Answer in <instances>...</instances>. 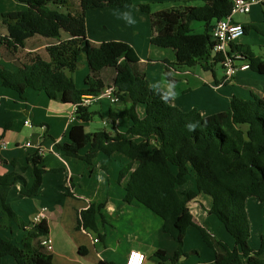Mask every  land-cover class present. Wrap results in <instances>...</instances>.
Segmentation results:
<instances>
[{"label":"trees","instance_id":"trees-1","mask_svg":"<svg viewBox=\"0 0 264 264\" xmlns=\"http://www.w3.org/2000/svg\"><path fill=\"white\" fill-rule=\"evenodd\" d=\"M26 10L3 12L0 15V45L16 58V69L0 63V84L25 97L29 89L43 91L50 99L78 104L85 95L100 94L106 84L105 69L115 71L113 84L117 95L129 98L132 104L119 111H110L113 124L118 119L133 121L127 131L86 132L83 123L92 121L98 111L79 106L77 118L82 124L70 133L71 141L59 144L69 156L87 164L100 153H121L129 161L118 175L121 183L127 176L125 201L138 202L162 218V228L177 243L172 257L158 250L160 260L176 262L184 251L188 229L196 226L205 243L215 252L211 264H264V235L260 247L250 245L251 222L247 200L257 198L264 203V96L253 94L245 99L234 96L227 110L204 115L198 108L182 109L171 95L153 86L145 75L134 69L140 58L134 47L124 41L110 40L93 44L87 37L88 9L105 6L129 7L134 0H20ZM232 0H205L202 5L173 6L150 14L151 42L159 47L178 45L177 62L181 66L200 65L215 73L222 56L215 53L216 42L211 33L213 23L231 13ZM194 21L204 22L206 30L197 33ZM247 28V27H246ZM247 30V29H246ZM247 32V31H246ZM36 36L52 42L43 51L24 52L28 40ZM243 45L234 49L247 55L250 68L264 75V58L256 56ZM85 54L90 68L85 85L79 87L74 73ZM146 105L139 116L137 107ZM89 146L82 156L81 150ZM42 154L28 158L34 183H24L21 193L35 196L40 192L43 174ZM0 161L6 162L0 153ZM10 163L24 173L29 168L17 159ZM20 172L0 176V227L11 228L16 222L25 234L19 241L0 236V264L12 256L17 264H56L52 253L33 241L48 235L44 221L25 223L8 201L13 185L24 180ZM199 194L212 198L209 214L216 215L235 240L231 248L222 239H215L199 225L189 202ZM90 205L79 215V228L96 232L99 208ZM84 253V249H80Z\"/></svg>","mask_w":264,"mask_h":264},{"label":"crops","instance_id":"crops-1","mask_svg":"<svg viewBox=\"0 0 264 264\" xmlns=\"http://www.w3.org/2000/svg\"><path fill=\"white\" fill-rule=\"evenodd\" d=\"M204 2L205 0H134L129 7L91 8L86 14L87 37L97 45L110 40L131 44L140 58L139 62L134 64V69L145 75L153 86L168 92L173 103L182 109L198 108L202 114L210 115L227 110L234 96L245 99L252 97L253 94L264 96V75L252 69L238 72L233 79L223 84L224 74L219 77L216 71L213 73L204 70L200 65H179L178 45L164 48L151 42L152 12L173 6L202 5ZM27 7L28 5L20 0H0V15L3 12L26 10ZM237 14L233 16L234 21L242 23L247 29L238 45H243L249 52L264 58V3L254 4L247 14H239V16ZM196 25L192 23L195 32L203 33L206 30V25L199 23V28L202 29L196 31ZM253 32L257 36H255L256 40L251 41L250 36ZM27 42L24 51L26 53L44 52L45 47L52 41L49 38L36 36ZM253 42L259 45V51L254 50ZM81 59L83 62L81 65L85 68L86 55L82 54ZM15 62L16 58L0 45V63L16 69ZM89 73L90 70L87 75ZM114 76V69L108 68L102 72L105 87L113 85ZM78 86L83 87L80 83ZM219 100L222 102L221 106L218 104ZM107 101L103 99L93 103L99 107V110L95 109V111H98L103 119L105 127L101 130L111 133L127 131L133 125V121L121 118L113 124L110 111L128 108L132 104L131 100L120 98V101L112 104ZM93 104L90 105L91 110ZM73 109L74 105L50 99L43 91L29 89L23 98L16 91L0 84V139L11 142L7 147L0 146V153L6 160V162L0 161V176L12 171L20 172L19 167L10 163L12 159H17L20 164L28 166L26 172H20L25 182L19 180L13 185L8 193V201L25 223L32 222L41 208H47L43 221L47 223L48 235L53 240L51 253L54 262L56 264H126L130 252L139 250L146 255L145 264L213 263L215 252L205 243L196 226L189 227L185 243L187 238L192 236L201 243L202 247L199 244L200 248L191 247L189 251L184 244V251L187 254L181 255L176 262L162 261L156 256L158 250H164L167 256L172 257L177 250V243L163 231L161 217L138 202L125 201L129 176L120 183L118 175L129 159L121 153L108 155L100 152L91 164H87L81 158L66 155L59 148V144L71 141V130L82 124L78 118L71 121ZM137 112L143 117L146 113V105L139 104ZM27 119L31 120L32 128L25 124ZM89 122L82 124L86 132L100 130L93 129ZM20 126L29 128L24 140L20 138L22 134L16 132V128ZM29 140L32 145L26 147L25 144ZM38 147L42 148L40 154L46 172L43 174L39 194L27 196L21 193V187L25 183L29 188L34 183L28 158L38 152ZM89 150L90 147L87 146L80 154L84 156ZM92 204L101 205L98 226L102 237L89 229L78 227L80 213ZM188 205L199 225L205 227L213 238L222 239L230 246V236L223 223L216 215L207 211L212 206L210 196L199 194ZM263 205V202L255 197L247 200L251 226H254L257 232L256 238H262L264 235ZM1 217L0 211V222ZM11 228L0 230V236L14 241L21 240L25 230L16 222L11 223ZM96 236L99 238L98 242L94 241ZM260 242L254 240L256 250L260 247ZM39 243L40 238L33 241L34 246ZM81 248L84 249V253L80 252ZM2 264L17 263L9 255L3 258Z\"/></svg>","mask_w":264,"mask_h":264},{"label":"built area","instance_id":"built-area-1","mask_svg":"<svg viewBox=\"0 0 264 264\" xmlns=\"http://www.w3.org/2000/svg\"><path fill=\"white\" fill-rule=\"evenodd\" d=\"M233 7L231 13L215 22L212 27L211 33L216 42L215 51L222 56V66L224 72V82H228L233 79L238 72L249 70L250 61L247 56L234 49V45L238 44L239 40L245 34V26L242 23L236 22L233 19L234 14H247L251 11L252 6L258 3H264V0H232ZM106 99L111 103L120 101V97L116 93V88L113 85L107 86L98 95H85L78 104H74V109L71 115V121L77 119V110L79 106H90L96 101ZM25 124L29 127H33L30 119L25 120ZM11 145V142L6 139H0V146L7 147ZM30 140L26 142L25 146H31ZM42 153V148L38 147L37 150ZM46 207L40 209L38 213L33 217V224H39L46 217ZM95 242L99 241L98 236L94 238ZM40 244L47 250H53V240L49 235H45L40 238ZM146 255L139 250H132L129 254L126 264H145Z\"/></svg>","mask_w":264,"mask_h":264},{"label":"rangeland","instance_id":"rangeland-1","mask_svg":"<svg viewBox=\"0 0 264 264\" xmlns=\"http://www.w3.org/2000/svg\"><path fill=\"white\" fill-rule=\"evenodd\" d=\"M197 3H201V2H197ZM261 7H262V5H261ZM237 16H239V14H237ZM193 23H196L197 25L195 26L196 28H195V30L196 31H200V29H202V28H199V23H201V24H205L204 22H201V21H194ZM255 36H257V34L255 33V32H253L252 34H251V41H253V40H256V37ZM252 47L254 48V50H256V51H259V45L258 44H255V42H253L252 43ZM80 63L82 64L83 62H82V59L80 60ZM85 64H86V66H85V68L81 65L80 66V68L77 70V72L74 74V78H75V80H76V83H77V85H79V83H80V85H84V80H85V76L87 75V73L89 72V65H88V63L87 62H85ZM215 71H216V73H217V75L220 77L221 76V74H224V72H223V66H222V64L221 63H218V64H216V66H215ZM231 88V87H230ZM251 98V97H250ZM247 99H249V98H247ZM107 102H109L110 104H112L110 101H107ZM108 103V104H109ZM221 100H219V102H218V104L221 106ZM95 109H98L99 110V107H97V104L95 105V104H93L92 105V110H95ZM106 110V109H105ZM89 124H90V126H92V128L93 129H96V130H99V131H103V130H101V129H103L105 126H104V124H103V119H102V116H101V114L100 113H97L95 116H94V118H93V120L91 121V122H89ZM28 129L29 128H27V127H24V126H20V127H17L16 128V132H20L22 135H21V140H24V137H25V134L28 132ZM39 131H41L40 129H39ZM32 141H33V138H32ZM36 141V139L34 138V142ZM14 144V143H13ZM254 199V198H253ZM254 200H256V199H254ZM251 204H252V201L250 202ZM264 204V203H263ZM264 206V205H263ZM248 212H249V209H248ZM263 212H264V209H263ZM249 214V213H248ZM264 216V215H263ZM0 223H2V217H1V222ZM3 229H5V228H2V227H0V230H3ZM263 229V228H262ZM229 234V233H228ZM256 234H257V232L254 230V226L252 227L251 226V239H250V245L254 248L255 246H254V240L255 239H257V242H259V241H261V238L259 237V238H256ZM229 236H230V247L231 248H234L235 247V240H234V238L232 237V235H230L229 234ZM199 244L201 245V243L200 242H198L194 237H192V236H189L188 238H187V241H186V243H185V245L187 246V248H188V250L189 249H191V247H199L200 248V246H199ZM201 247H202V245H201ZM255 250H256V248H254ZM190 251V250H189Z\"/></svg>","mask_w":264,"mask_h":264},{"label":"water","instance_id":"water-1","mask_svg":"<svg viewBox=\"0 0 264 264\" xmlns=\"http://www.w3.org/2000/svg\"><path fill=\"white\" fill-rule=\"evenodd\" d=\"M216 53V51H214V54Z\"/></svg>","mask_w":264,"mask_h":264}]
</instances>
